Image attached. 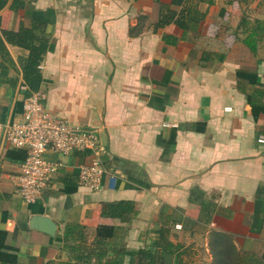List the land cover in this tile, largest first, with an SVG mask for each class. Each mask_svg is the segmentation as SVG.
Wrapping results in <instances>:
<instances>
[{
    "label": "crops",
    "instance_id": "0c3cea01",
    "mask_svg": "<svg viewBox=\"0 0 264 264\" xmlns=\"http://www.w3.org/2000/svg\"><path fill=\"white\" fill-rule=\"evenodd\" d=\"M12 1L0 7V264H104L116 250L120 264H180L181 248L217 250L223 236L247 264H264V95L255 116L243 92L264 89V38L252 52L240 26L242 15L264 20V6L201 4L205 18L185 32L161 24L170 9L184 13L170 0ZM21 28L46 41L37 89L25 76L30 49L1 33ZM35 91L53 115L97 129L113 188L106 176L95 191L78 184L84 152H48L61 164L42 197L18 195L25 151L1 124L20 119ZM118 201L132 205L125 220L102 212ZM33 214L48 215L54 235L31 227ZM168 242L173 253L142 261Z\"/></svg>",
    "mask_w": 264,
    "mask_h": 264
},
{
    "label": "built area",
    "instance_id": "2783aa9c",
    "mask_svg": "<svg viewBox=\"0 0 264 264\" xmlns=\"http://www.w3.org/2000/svg\"><path fill=\"white\" fill-rule=\"evenodd\" d=\"M46 94L35 91L24 98L20 119L1 124L3 138L14 148L23 149L25 157L16 175V192L26 202L42 197L52 175L61 164L47 156L48 152L67 155L84 152L86 159L78 165V184L92 191L106 185L113 188L117 175L107 169L102 161L104 147L96 128L73 125L65 117L46 110Z\"/></svg>",
    "mask_w": 264,
    "mask_h": 264
},
{
    "label": "trees",
    "instance_id": "16d2710c",
    "mask_svg": "<svg viewBox=\"0 0 264 264\" xmlns=\"http://www.w3.org/2000/svg\"><path fill=\"white\" fill-rule=\"evenodd\" d=\"M6 1L7 0H0V7H2L6 3ZM214 1L215 0H170L171 4L179 6L184 13L180 12L182 14H179L175 9H170L167 13L161 16V24L167 21H171L174 22L178 27L183 29V31L185 32L188 30L196 29L199 27L201 21L205 18L206 15V11H202V9L200 8L201 4L211 5L214 3ZM255 1L257 2L258 6H264V0H254V2ZM18 2L19 0H13L11 5L14 6ZM227 2L229 3L231 2V0H228ZM240 26L243 29V32L246 33L243 39V43L247 45L252 52H255L257 49L258 41L264 38V20L256 17L251 21L249 18H247L246 15H242ZM1 33L9 43L20 44L30 49V58L25 66V76L29 85L31 86V89H37V85L40 81V75L38 70L36 69V66L39 59L41 58V54L45 51L46 41H40L38 44L34 43L33 39L35 36L33 34L32 28H21L19 32L2 30ZM250 77L252 76L248 75V78ZM243 92L245 93L247 102L251 106L253 114L256 116L263 108L262 106H260V98L264 95V89L255 87L251 92H246L245 90ZM131 207L132 205L129 201H118L113 203L101 204L103 213H107L110 216H119L124 220L128 218L127 214L131 210ZM75 228L76 225L67 224L64 231L65 241H68V239H70V235ZM223 239H219V245L218 247H216L220 250L219 261L222 256L224 258L223 263L225 262L224 253L227 251L229 253V256L232 257L229 264H247L245 259L242 258L240 254L232 248V243L230 242L229 237L223 236ZM224 243H227V245H225ZM225 246H228L230 251L226 249ZM160 247L161 251L157 250L155 251V253H152L149 250H141L140 254L142 255V261L145 262L148 258H152L153 261H156L161 258L163 254L171 252L173 253L176 250L173 249L174 245L170 242L167 243V246L162 244L160 245ZM115 253H117V256L113 259H107L104 264H120L122 262V251L116 250ZM118 255L120 256L118 257ZM217 261L218 259L216 260V262Z\"/></svg>",
    "mask_w": 264,
    "mask_h": 264
},
{
    "label": "rangeland",
    "instance_id": "374dc122",
    "mask_svg": "<svg viewBox=\"0 0 264 264\" xmlns=\"http://www.w3.org/2000/svg\"><path fill=\"white\" fill-rule=\"evenodd\" d=\"M252 3V2H251ZM251 3L246 5V12L247 15L249 16H253L255 14H257V9H255V7L253 5H251ZM264 16V14H263ZM223 239V238H222ZM224 240V239H223ZM225 241V240H224ZM225 245H227V243H224ZM223 244V245H224ZM194 245L193 244H189V246H187V248L183 249L181 248L180 250H178V253L180 254V264H229L230 260H231V256H229V253L226 251L224 253L225 255V262L223 263L224 258L221 256V259L219 261L220 258V250L217 249L215 250L211 244V246H198L200 250L196 249V248H192ZM195 247V246H194ZM203 247V248H201ZM208 248L205 249V248ZM226 249L229 250L228 246H225ZM230 251V250H229ZM229 256H227V255ZM218 259V261L216 262V260Z\"/></svg>",
    "mask_w": 264,
    "mask_h": 264
},
{
    "label": "water",
    "instance_id": "95a60500",
    "mask_svg": "<svg viewBox=\"0 0 264 264\" xmlns=\"http://www.w3.org/2000/svg\"><path fill=\"white\" fill-rule=\"evenodd\" d=\"M30 226L47 232L49 235H54L57 224L45 214H33L30 217Z\"/></svg>",
    "mask_w": 264,
    "mask_h": 264
}]
</instances>
